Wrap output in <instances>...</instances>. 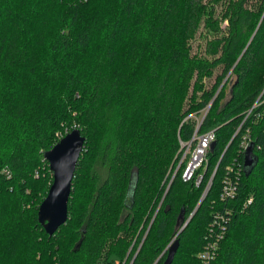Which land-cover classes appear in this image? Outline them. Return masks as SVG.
<instances>
[{
  "label": "trees",
  "instance_id": "obj_1",
  "mask_svg": "<svg viewBox=\"0 0 264 264\" xmlns=\"http://www.w3.org/2000/svg\"><path fill=\"white\" fill-rule=\"evenodd\" d=\"M73 127L85 145L48 233L44 152ZM217 212L207 264H264V0H0V264H162L175 238L170 264H204Z\"/></svg>",
  "mask_w": 264,
  "mask_h": 264
},
{
  "label": "water",
  "instance_id": "obj_2",
  "mask_svg": "<svg viewBox=\"0 0 264 264\" xmlns=\"http://www.w3.org/2000/svg\"><path fill=\"white\" fill-rule=\"evenodd\" d=\"M85 140L86 137L81 134L80 129L73 127L61 136L50 149L44 152V157L47 159L52 171L53 180L46 191V196L38 204L37 218L48 233H52L57 229L68 216L67 203L71 194L73 174L77 165L76 162L83 152ZM212 144L211 142L210 145L212 146ZM252 150V143L244 150V168L246 171L257 160ZM188 219L180 229L187 223ZM177 244L178 238H175L173 242L166 245V248L162 251V253L166 251L162 264H170L173 261L172 259L178 247ZM158 258L156 261H158Z\"/></svg>",
  "mask_w": 264,
  "mask_h": 264
},
{
  "label": "built area",
  "instance_id": "obj_3",
  "mask_svg": "<svg viewBox=\"0 0 264 264\" xmlns=\"http://www.w3.org/2000/svg\"><path fill=\"white\" fill-rule=\"evenodd\" d=\"M257 99H256V102H257ZM250 110L251 108L247 110L246 115L249 113ZM213 139H214V131L209 130L197 136L196 138L197 142L194 145L195 147L192 148V146H190V142H186V149H185L186 152L184 151L182 156L179 159L180 160L179 163H180L182 159H184L185 156L189 154V158H188L189 160L187 162L186 167L184 168L182 172L184 178L188 179L193 174L192 172L194 171V169L200 166L201 163L205 160L207 148L210 146L209 144L212 142ZM250 143H252V139L250 137L249 130L246 129V132L243 134L242 140L240 142L242 151H244L249 146ZM182 145H185V144L182 143ZM237 165L238 167L235 170L236 177H233L231 174L229 175L227 173L225 175V178L222 184V190L219 195L221 199L231 198L237 192L238 176L241 170L239 163ZM228 169L229 170L232 169V166L231 165L228 166ZM7 171L9 172V169ZM200 178H201V175L198 176L197 180H199ZM247 200H250V199H247ZM214 215H215V219L211 227H214L213 226L214 223H217L220 229L218 228V233L216 234V237L212 239H208L205 243L204 248L198 253L199 259H201L202 262H204V264H207L212 259H214V256L216 255V252L218 251V248H219V244H218L219 240L221 239L224 233V227H225L227 217H229V216H226L225 213L223 212H217ZM209 231L211 233L214 230L209 229Z\"/></svg>",
  "mask_w": 264,
  "mask_h": 264
},
{
  "label": "rangeland",
  "instance_id": "obj_4",
  "mask_svg": "<svg viewBox=\"0 0 264 264\" xmlns=\"http://www.w3.org/2000/svg\"><path fill=\"white\" fill-rule=\"evenodd\" d=\"M228 91H229V88L227 87V89H226V93H225V96H227V93H228ZM206 113V110H204V111H202L201 112V114H199L198 116H197V119H198V121L200 122V120L203 118L202 116L204 115ZM68 131H65L64 133H62L61 135H59L60 137L61 136H63L65 133H67ZM191 150V149H190ZM186 152V151H185ZM187 154H188V152H187ZM187 156V155H186ZM185 156V157H186ZM171 243V242H170Z\"/></svg>",
  "mask_w": 264,
  "mask_h": 264
}]
</instances>
